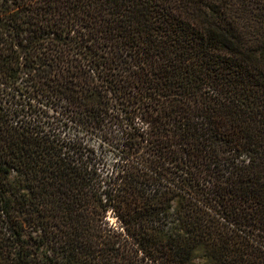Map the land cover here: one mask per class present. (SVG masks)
Masks as SVG:
<instances>
[{
    "label": "trees",
    "instance_id": "trees-1",
    "mask_svg": "<svg viewBox=\"0 0 264 264\" xmlns=\"http://www.w3.org/2000/svg\"><path fill=\"white\" fill-rule=\"evenodd\" d=\"M0 264H264V0H0Z\"/></svg>",
    "mask_w": 264,
    "mask_h": 264
},
{
    "label": "rangeland",
    "instance_id": "rangeland-1",
    "mask_svg": "<svg viewBox=\"0 0 264 264\" xmlns=\"http://www.w3.org/2000/svg\"><path fill=\"white\" fill-rule=\"evenodd\" d=\"M107 160L110 161L112 159V155L110 153L107 154Z\"/></svg>",
    "mask_w": 264,
    "mask_h": 264
}]
</instances>
